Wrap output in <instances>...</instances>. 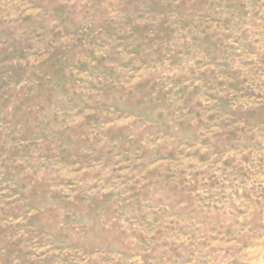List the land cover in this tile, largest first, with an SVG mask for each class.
Wrapping results in <instances>:
<instances>
[{
	"label": "rangeland",
	"instance_id": "1",
	"mask_svg": "<svg viewBox=\"0 0 264 264\" xmlns=\"http://www.w3.org/2000/svg\"><path fill=\"white\" fill-rule=\"evenodd\" d=\"M0 264H264V0H0Z\"/></svg>",
	"mask_w": 264,
	"mask_h": 264
}]
</instances>
